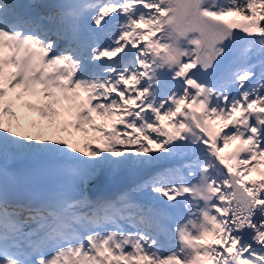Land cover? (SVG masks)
Masks as SVG:
<instances>
[{"label":"snow or ice","instance_id":"6c2138e0","mask_svg":"<svg viewBox=\"0 0 264 264\" xmlns=\"http://www.w3.org/2000/svg\"><path fill=\"white\" fill-rule=\"evenodd\" d=\"M0 264H264V0H0Z\"/></svg>","mask_w":264,"mask_h":264},{"label":"bare ground","instance_id":"6f19581e","mask_svg":"<svg viewBox=\"0 0 264 264\" xmlns=\"http://www.w3.org/2000/svg\"><path fill=\"white\" fill-rule=\"evenodd\" d=\"M28 2H29V0H28Z\"/></svg>","mask_w":264,"mask_h":264}]
</instances>
